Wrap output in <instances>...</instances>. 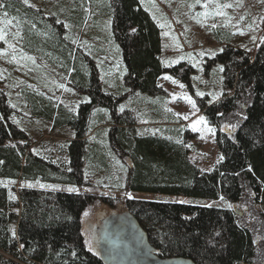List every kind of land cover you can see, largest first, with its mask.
<instances>
[{"label":"trees","instance_id":"1","mask_svg":"<svg viewBox=\"0 0 264 264\" xmlns=\"http://www.w3.org/2000/svg\"><path fill=\"white\" fill-rule=\"evenodd\" d=\"M0 5V11L21 22L24 49L36 55L43 52L71 70L72 86L87 98L71 112L42 95L25 94L34 117L73 130L68 157L58 161L32 151L29 135L14 122L15 110L0 86L1 178L82 187L90 119L93 110L101 108L112 122L107 132L110 147L132 164L124 191L209 200L223 197L232 204L248 199L264 207V28L253 54L224 46L214 59L222 64L224 93L201 109L215 126L223 159L202 172L190 162L185 139L138 135L130 129L136 124L131 111L117 110L122 96L103 89L94 59L73 48L64 37L62 22L23 0H0ZM108 12L125 66L127 93L157 94L164 73L188 80L189 66H163L160 30L139 0H109ZM100 117L103 120V114ZM16 195L14 206L7 189L0 187V264H104L100 254L87 250L81 234V213L95 196L34 186L19 187ZM122 201L161 258L185 257L194 264H264V214L252 226L230 208L134 198Z\"/></svg>","mask_w":264,"mask_h":264},{"label":"rangeland","instance_id":"2","mask_svg":"<svg viewBox=\"0 0 264 264\" xmlns=\"http://www.w3.org/2000/svg\"><path fill=\"white\" fill-rule=\"evenodd\" d=\"M139 2L160 30L159 59L163 66L170 68L185 64L190 67L187 81H183L182 77L164 73L158 81L160 91L155 95L137 91L127 93L125 90V66L121 50L114 41L111 31L109 0H27L26 4L40 9L43 15L62 22L65 28L64 37L73 48L94 59L103 89L122 96L117 107L118 112L130 110L132 119L136 120V124L130 128L134 133L174 135L176 140L185 139L190 162L202 172L210 171L220 161L221 154L216 142L215 126L209 122L201 107L220 99L224 93L222 64L214 59L222 52L224 46L254 53L264 28V2L261 0H143V2L139 0ZM225 4L232 6L223 7ZM218 8L223 15L216 14ZM204 12H208L209 15L207 17L201 15ZM3 14L4 12L0 11V20L7 19L11 23L7 25L0 23L7 41V43L0 41L3 42L0 46V86L6 91L9 103L15 110L12 118L29 135L34 153L63 161L68 157L67 144L73 137V130L68 126H56L51 121L34 117L25 94L34 92L42 95L71 112H76L78 105L87 98L72 86L71 70H66L58 61L47 58L43 52L41 55L28 53L23 47L24 31L21 22L9 15L5 18ZM37 32L39 36H45L42 31ZM172 61L179 62L171 63ZM166 76L172 77L176 83L165 79ZM197 92L203 95L198 96ZM184 96L191 97L196 107L193 108L183 98ZM101 114L103 120L100 121ZM201 116L205 118V123L197 125L194 131L192 125ZM90 123L92 127L88 131L86 146L89 157H85L83 163L84 185L75 187L78 189L77 192L95 196L83 210L80 218L83 241L90 252L100 254L97 242L101 222L108 215L127 210L122 201L125 198L230 208L242 222L252 226L261 220L264 207L253 205L248 199L232 204L222 199L209 200L183 195L124 191L128 161L121 158L107 141V132L112 122L103 109L95 108ZM208 128L213 131L209 132ZM187 132H191L193 136L187 137ZM10 181L14 180L0 177L2 182L0 187L7 189L8 197L14 206L17 198L16 189L28 187V184L60 191L74 187L64 183L21 180L10 183ZM41 184L57 187H40ZM10 196H14L15 199H11ZM102 198H110L111 202ZM14 209L17 210V207ZM85 212L88 213L87 216L84 215Z\"/></svg>","mask_w":264,"mask_h":264},{"label":"water","instance_id":"3","mask_svg":"<svg viewBox=\"0 0 264 264\" xmlns=\"http://www.w3.org/2000/svg\"><path fill=\"white\" fill-rule=\"evenodd\" d=\"M98 248L104 264H194L189 258H161L155 254L145 230L129 210L103 218Z\"/></svg>","mask_w":264,"mask_h":264},{"label":"snow or ice","instance_id":"4","mask_svg":"<svg viewBox=\"0 0 264 264\" xmlns=\"http://www.w3.org/2000/svg\"><path fill=\"white\" fill-rule=\"evenodd\" d=\"M142 2H143V0H142ZM261 2H264V0H261ZM25 3H27V0H25ZM2 6H3V5H0V7H2ZM231 6H232V5L225 4L223 7H231ZM205 7H207V5H205ZM216 14H217V15H223V12H222V11H219V8H218ZM3 15H4V17L6 18L7 15H8V13H7V12H4ZM201 15L207 17V16L209 15V13H208V12H204V13H201ZM0 23H3V24H5V25H7V24L11 23V21H9V20H7V19H3V20H0ZM161 27H163V25H161ZM213 27H215V25H213ZM241 34H243V33H241ZM5 35H6V34H5V32H4V29H3V28H0V41H4L5 43H7V41L5 40ZM9 47H12V45H9ZM201 55H203V53H201ZM28 59H31V57H28ZM178 62H179V61H172L171 63H178ZM221 71H223L222 68H221ZM164 78H165V79H168V80H172L173 83H176V81L173 80V78L170 77V76H166V77H164ZM180 87H184V85H180ZM197 95H198V96H202L203 93L197 92ZM183 98H184L188 103H190V104L192 105L193 108L196 107L195 102L191 99V97H189V96H184ZM121 110H123V108H121ZM184 118L187 119V117H184ZM203 123H205V118H204L203 116H201V117H199V119H197V120L193 123V125H192L193 130L195 131L196 128H197V125H199V124H203ZM207 130H208L209 132L213 131L211 128H208ZM220 159L222 160V159H223V156H221ZM0 163H2V162H0ZM0 183H2V182H0ZM10 183H14V181H10ZM37 183H39V182L37 181ZM32 186H33L32 184H28V187H32ZM40 187H53V188H55V187H57V186H53V185H43V184H41ZM67 191H69V192H77L78 189H76L75 187H70V188L67 189ZM10 198H11V199H15L14 196H10ZM221 199H223V197H221ZM209 206H210V205H209ZM84 215L87 216L88 213L85 212ZM13 234H14V233H13ZM21 247H23V245H21Z\"/></svg>","mask_w":264,"mask_h":264}]
</instances>
